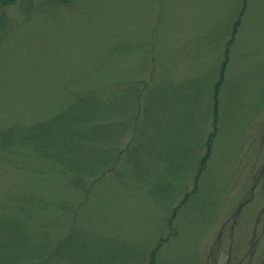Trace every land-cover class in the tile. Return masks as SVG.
Segmentation results:
<instances>
[{
  "label": "rangeland",
  "instance_id": "rangeland-1",
  "mask_svg": "<svg viewBox=\"0 0 264 264\" xmlns=\"http://www.w3.org/2000/svg\"><path fill=\"white\" fill-rule=\"evenodd\" d=\"M85 94L104 116L132 103L117 120L131 124L118 166L85 195L28 148L0 145V208L18 197L26 209L0 216L34 219L55 240L73 223L88 245L53 264H151L155 250L152 264H264V0L0 4V130L32 128ZM103 132L110 145L119 134ZM108 241L103 256L89 247Z\"/></svg>",
  "mask_w": 264,
  "mask_h": 264
},
{
  "label": "trees",
  "instance_id": "trees-1",
  "mask_svg": "<svg viewBox=\"0 0 264 264\" xmlns=\"http://www.w3.org/2000/svg\"><path fill=\"white\" fill-rule=\"evenodd\" d=\"M12 1L0 0V4H9ZM225 65L224 63L222 66L221 78L216 84V93L222 84ZM142 85L146 87V84ZM137 87L127 90L128 98L133 96L138 98L140 96L141 88L144 89V87ZM89 96L90 94L79 96L65 110L45 121H41L32 128L14 127L10 130H0V145L3 148H9V145L13 143L16 149L28 148L34 154L41 156L46 162L55 164L60 174L68 176L71 179V184L77 189H82L87 195L90 189V181L103 178L105 173L118 166L119 158L123 153L122 150L118 151V142H121L124 128L128 129L131 124L117 120H120L119 117L125 118L130 115L133 108L132 103L127 102L125 106L110 109V113L104 116L106 111L102 106L103 104L89 99ZM104 104L107 106L106 103ZM112 119H115V121L109 122ZM107 128H111L112 134L117 130L119 131L117 139L111 145L107 142L109 136L103 132ZM212 137L213 133L210 134L208 152L201 161L200 171L204 169L205 162L209 157ZM132 143L134 144V142ZM188 197L189 194H185L183 202H181L185 203ZM21 200H23V196ZM16 201H18V197H10L6 203L2 204L0 209L5 210V207H7L8 211L20 210L23 213L25 208ZM13 202H16L17 206L13 205ZM42 203L41 201L37 202V204ZM32 208L33 206L29 205L27 211L30 212ZM173 212H176V208ZM55 213L57 214V212ZM61 213L65 214L67 211L62 209ZM28 215L30 216V214ZM31 220L28 222L16 220L9 214L0 216V227H10L13 236L11 253L6 251L7 248L2 247L0 264H53L58 259L69 261L88 245L86 238L78 237V230L74 228L73 223L70 225L71 229L61 239L55 240L54 234H51L48 230L36 231V228L31 226V223L33 222L34 225L36 220ZM51 221L49 220L44 227L55 226V223ZM97 238L100 242L105 241L99 235ZM109 245L110 242L108 241V244H93L89 247L101 248L97 254L103 256L105 250L107 251L110 248ZM155 251L152 253L151 264L154 261ZM112 253L115 254L113 250ZM84 256H88L86 250Z\"/></svg>",
  "mask_w": 264,
  "mask_h": 264
}]
</instances>
